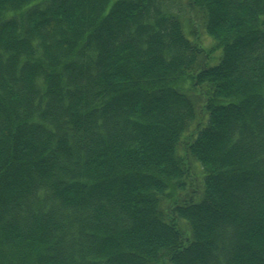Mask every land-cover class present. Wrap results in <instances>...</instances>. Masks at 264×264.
I'll use <instances>...</instances> for the list:
<instances>
[{
  "label": "trees",
  "instance_id": "1",
  "mask_svg": "<svg viewBox=\"0 0 264 264\" xmlns=\"http://www.w3.org/2000/svg\"><path fill=\"white\" fill-rule=\"evenodd\" d=\"M0 264H264V0H0Z\"/></svg>",
  "mask_w": 264,
  "mask_h": 264
},
{
  "label": "rangeland",
  "instance_id": "2",
  "mask_svg": "<svg viewBox=\"0 0 264 264\" xmlns=\"http://www.w3.org/2000/svg\"><path fill=\"white\" fill-rule=\"evenodd\" d=\"M116 0H111V4L113 3V2H115ZM202 44H203V46L204 47H206V48H209L210 46H212V40L210 39V38H208V37H202V42H201ZM218 52H220V51H216L215 52V54H214V59H216V57L218 56Z\"/></svg>",
  "mask_w": 264,
  "mask_h": 264
}]
</instances>
